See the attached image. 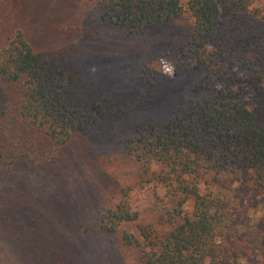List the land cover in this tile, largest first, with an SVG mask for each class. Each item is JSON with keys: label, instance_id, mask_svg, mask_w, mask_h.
I'll use <instances>...</instances> for the list:
<instances>
[{"label": "trees", "instance_id": "obj_1", "mask_svg": "<svg viewBox=\"0 0 264 264\" xmlns=\"http://www.w3.org/2000/svg\"><path fill=\"white\" fill-rule=\"evenodd\" d=\"M71 1L122 39L178 24L180 39L151 51L139 75L148 84L187 75L200 94L183 114L139 120L123 138L136 181L110 193L99 229L120 231L144 264H264V0ZM165 57L171 73L154 66ZM76 84L64 63L11 31L0 45V170L48 172L61 148L102 125L104 99ZM135 188L152 189L155 223L139 221Z\"/></svg>", "mask_w": 264, "mask_h": 264}, {"label": "rangeland", "instance_id": "obj_2", "mask_svg": "<svg viewBox=\"0 0 264 264\" xmlns=\"http://www.w3.org/2000/svg\"><path fill=\"white\" fill-rule=\"evenodd\" d=\"M92 12L71 0H0V45L13 29H22L37 50L76 76L77 92L104 99L106 107L102 125L61 148L50 171L0 170V264H144L137 249L123 245L120 231L99 229L97 215L114 189L135 184L122 162L123 138L139 120L183 114L200 94L187 75L157 84L139 75L151 51H166L180 39L178 24L122 39ZM155 63L172 72L170 57ZM130 202L141 223H155L151 188H135ZM126 228L136 231L133 224Z\"/></svg>", "mask_w": 264, "mask_h": 264}]
</instances>
